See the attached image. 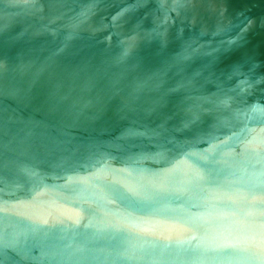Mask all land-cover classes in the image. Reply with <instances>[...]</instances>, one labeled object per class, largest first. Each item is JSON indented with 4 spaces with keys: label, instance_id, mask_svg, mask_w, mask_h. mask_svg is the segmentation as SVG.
<instances>
[{
    "label": "water",
    "instance_id": "1",
    "mask_svg": "<svg viewBox=\"0 0 264 264\" xmlns=\"http://www.w3.org/2000/svg\"><path fill=\"white\" fill-rule=\"evenodd\" d=\"M0 264H264V0H0Z\"/></svg>",
    "mask_w": 264,
    "mask_h": 264
}]
</instances>
